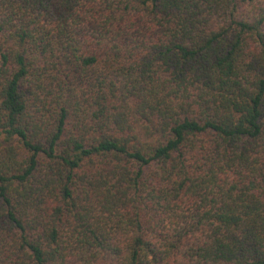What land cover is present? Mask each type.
I'll use <instances>...</instances> for the list:
<instances>
[{"label": "trees", "instance_id": "obj_1", "mask_svg": "<svg viewBox=\"0 0 264 264\" xmlns=\"http://www.w3.org/2000/svg\"><path fill=\"white\" fill-rule=\"evenodd\" d=\"M0 264H264V0H0Z\"/></svg>", "mask_w": 264, "mask_h": 264}]
</instances>
